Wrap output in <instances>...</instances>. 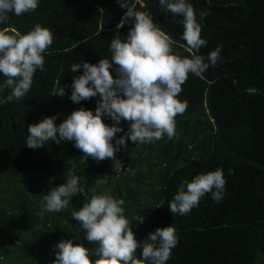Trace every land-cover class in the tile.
<instances>
[{
	"label": "trees",
	"instance_id": "obj_1",
	"mask_svg": "<svg viewBox=\"0 0 264 264\" xmlns=\"http://www.w3.org/2000/svg\"><path fill=\"white\" fill-rule=\"evenodd\" d=\"M188 2L207 41L197 54L207 62L208 53L221 46L220 59L200 76L190 73L182 85L178 98L187 110L176 117L178 138L147 144L127 140L115 154L121 170H114L110 159L84 162L70 141H49L37 149L25 142L28 125L45 116L55 115L59 125L75 109L95 113L99 94L79 103L69 99L77 75L70 67L82 60L97 64L111 59V39H125L131 24L116 28L127 9L117 0H39L35 12L10 14L9 22L0 25L23 34L39 24L53 34L31 90L0 105V264H52L62 239L92 249L71 211L89 202L93 188L96 194L107 191L123 199L130 221L143 216L142 224L131 223L140 243L157 227H175L179 242L166 264H264V0ZM130 3L174 41L175 53L192 55L176 22L181 16L174 18L159 0ZM204 11L208 15L200 21ZM4 79L0 73V85ZM59 86H65L64 97L53 95ZM10 91L0 89V99ZM102 119L113 123L107 116ZM120 126L114 145L128 129L123 120ZM73 166L85 191L73 196L67 209L38 216L42 196L65 183ZM217 168L226 179L223 199L216 203L207 194L189 214L172 215L168 204L181 182ZM97 179L107 183L97 188Z\"/></svg>",
	"mask_w": 264,
	"mask_h": 264
},
{
	"label": "clouds",
	"instance_id": "obj_2",
	"mask_svg": "<svg viewBox=\"0 0 264 264\" xmlns=\"http://www.w3.org/2000/svg\"><path fill=\"white\" fill-rule=\"evenodd\" d=\"M38 3L39 0H0V25L9 22L10 14L22 16L35 12ZM117 3L127 10L116 28L130 21L131 24L125 39L119 36L111 39V59L101 58L97 64L82 60L70 67L77 75L73 77L69 99L79 103L99 94L95 113L81 107L59 125L55 123V115L43 117L38 123L28 125L25 142L28 148L37 149L49 141L57 145L70 141L83 153L84 162L89 157L97 163L110 159L114 162V170H121L123 164L115 154L120 147H126L127 140L147 144L165 136L169 140L178 138L176 117L187 110L186 102L178 98L182 85L190 73L200 76L209 67H215L221 46L208 53L207 62L204 56L197 54L207 41L201 38L202 25L188 0H159V5L174 18L182 17L176 22L183 27L181 38L193 50L190 57L175 53L174 41L149 15L136 10L130 0H117ZM207 15L206 11L201 12L200 21ZM52 43V32L39 24L23 34L7 27L0 29V73L5 78L0 89L11 90L0 99V105L20 100L31 90L33 76L37 69L44 68V53ZM81 67L83 73L78 74ZM110 69L115 70V77ZM53 95L64 97L65 86L57 87ZM102 116L109 117L113 123L106 124ZM122 120L128 129L114 145L116 134L123 131ZM95 183L98 188L107 181L97 179ZM225 185L221 168L197 174L190 181L184 180L168 204L169 211L172 215H187L207 194L219 203L225 195ZM84 191L81 177L73 166L68 170L65 183L42 196L43 204L37 215L42 217L46 212L59 213L67 209L70 199ZM92 192L89 202L78 210L73 209L71 216L94 247L89 249L72 239H62L55 245L59 250L52 264H166L170 260L179 242L175 227H157L140 243L131 223L135 220L142 224L143 216H135L130 221L122 207L123 199L114 198L107 191L96 194V188ZM138 249H141L139 258L136 256Z\"/></svg>",
	"mask_w": 264,
	"mask_h": 264
},
{
	"label": "rangeland",
	"instance_id": "obj_3",
	"mask_svg": "<svg viewBox=\"0 0 264 264\" xmlns=\"http://www.w3.org/2000/svg\"><path fill=\"white\" fill-rule=\"evenodd\" d=\"M142 169H146V167L145 166H142Z\"/></svg>",
	"mask_w": 264,
	"mask_h": 264
}]
</instances>
